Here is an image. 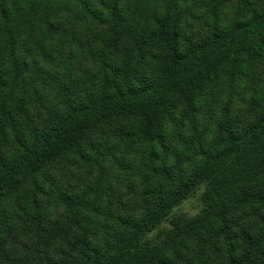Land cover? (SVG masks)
Returning <instances> with one entry per match:
<instances>
[{
  "label": "trees",
  "instance_id": "obj_1",
  "mask_svg": "<svg viewBox=\"0 0 264 264\" xmlns=\"http://www.w3.org/2000/svg\"><path fill=\"white\" fill-rule=\"evenodd\" d=\"M0 264H264V0H0Z\"/></svg>",
  "mask_w": 264,
  "mask_h": 264
},
{
  "label": "rangeland",
  "instance_id": "obj_2",
  "mask_svg": "<svg viewBox=\"0 0 264 264\" xmlns=\"http://www.w3.org/2000/svg\"><path fill=\"white\" fill-rule=\"evenodd\" d=\"M206 184H201L193 191V193L179 205H177L171 212V216L193 217L197 215L203 207L200 196L205 190ZM170 227L169 221H164L156 230L147 235L146 239L151 243H156L160 239V230L168 229Z\"/></svg>",
  "mask_w": 264,
  "mask_h": 264
}]
</instances>
